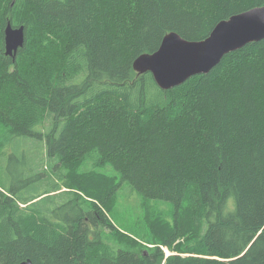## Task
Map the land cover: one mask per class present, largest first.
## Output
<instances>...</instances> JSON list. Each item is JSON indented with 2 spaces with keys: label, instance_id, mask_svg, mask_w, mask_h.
I'll use <instances>...</instances> for the list:
<instances>
[{
  "label": "trees",
  "instance_id": "1",
  "mask_svg": "<svg viewBox=\"0 0 264 264\" xmlns=\"http://www.w3.org/2000/svg\"><path fill=\"white\" fill-rule=\"evenodd\" d=\"M262 5L0 0V155L42 140L58 170L33 193L6 174L0 264H264V39L167 90L132 65L170 31L200 40ZM8 21L25 31L15 59L4 49ZM106 177L144 203H168L171 220H148L144 239L120 233L105 213L110 198L102 208L77 193L115 197Z\"/></svg>",
  "mask_w": 264,
  "mask_h": 264
},
{
  "label": "water",
  "instance_id": "2",
  "mask_svg": "<svg viewBox=\"0 0 264 264\" xmlns=\"http://www.w3.org/2000/svg\"><path fill=\"white\" fill-rule=\"evenodd\" d=\"M263 39L264 5L218 21L200 40H188L170 31L163 36L155 51L140 54L132 65L139 74L149 72L157 86L167 90L183 84L192 76L209 73L225 55ZM24 41V26H13L8 21L4 28L5 54L15 59ZM19 264L33 263L26 259Z\"/></svg>",
  "mask_w": 264,
  "mask_h": 264
},
{
  "label": "rangeland",
  "instance_id": "3",
  "mask_svg": "<svg viewBox=\"0 0 264 264\" xmlns=\"http://www.w3.org/2000/svg\"><path fill=\"white\" fill-rule=\"evenodd\" d=\"M2 133L3 132H0V134ZM43 145L44 143L42 140L29 139L21 142V144L15 149H13L9 143L4 146L5 150L3 154L0 155V184L5 189L9 188V184H6V174L10 172L12 173L13 178L16 180V186L21 188V190L23 188H29L31 193L42 192L45 190L49 184V182L45 184L46 179L57 180V177L53 171L55 170L56 173H58V170L56 166H51L52 161L47 159V157L44 155ZM12 152L15 153L17 161L8 162V154ZM109 170L110 172H113L111 168H109ZM63 172L64 171L62 170V173ZM99 182L104 187H106L108 191L111 189L112 184L114 183L113 180H109L107 177L103 178ZM22 183H26L28 186L23 187L21 185ZM81 187L82 188L78 189L77 193H79L86 200L95 201L102 208L103 203H101V199L110 198L107 204H112L111 208H104L106 216L113 226L124 235L128 234L136 239H144L146 235L144 233L143 227H145L147 230L149 229L150 224L148 220H156V218L158 216L161 217V215L164 219L171 220L167 214V211L169 212L168 203H163L164 205H162V202H158V200H149L147 203H144L143 197L137 192L133 191L127 182L119 184L117 188L114 183L113 190H115L116 193L115 197L113 196V191L110 193V195L103 194L102 196H99L100 199L94 198L96 200L92 198V191L90 189H87L84 186ZM1 190L6 192L2 188ZM62 190L65 189L62 188ZM63 197H65V195H62V199ZM69 197L75 198L74 195L73 197ZM231 200L233 199L231 198ZM20 205L24 206L25 204ZM190 219L192 220L193 218L190 217ZM164 250L166 254L170 253L166 248H164Z\"/></svg>",
  "mask_w": 264,
  "mask_h": 264
},
{
  "label": "bare ground",
  "instance_id": "4",
  "mask_svg": "<svg viewBox=\"0 0 264 264\" xmlns=\"http://www.w3.org/2000/svg\"><path fill=\"white\" fill-rule=\"evenodd\" d=\"M134 69V68H133ZM155 82V81H154ZM113 231V230H112Z\"/></svg>",
  "mask_w": 264,
  "mask_h": 264
}]
</instances>
